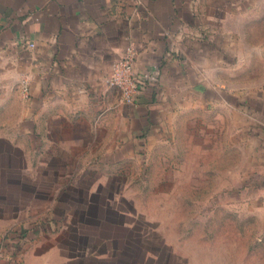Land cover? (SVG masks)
<instances>
[{
	"label": "crops",
	"instance_id": "1",
	"mask_svg": "<svg viewBox=\"0 0 264 264\" xmlns=\"http://www.w3.org/2000/svg\"><path fill=\"white\" fill-rule=\"evenodd\" d=\"M224 7V0H0V264H67L65 194H80L93 174L92 182L108 183L113 168L175 143L194 107L220 102L224 119V85L208 80L212 71L223 75L232 54L218 34ZM128 45L140 81L132 105L107 84Z\"/></svg>",
	"mask_w": 264,
	"mask_h": 264
},
{
	"label": "rangeland",
	"instance_id": "2",
	"mask_svg": "<svg viewBox=\"0 0 264 264\" xmlns=\"http://www.w3.org/2000/svg\"><path fill=\"white\" fill-rule=\"evenodd\" d=\"M224 3V119L202 103L175 143L65 194L67 264H264V0Z\"/></svg>",
	"mask_w": 264,
	"mask_h": 264
},
{
	"label": "built area",
	"instance_id": "3",
	"mask_svg": "<svg viewBox=\"0 0 264 264\" xmlns=\"http://www.w3.org/2000/svg\"><path fill=\"white\" fill-rule=\"evenodd\" d=\"M136 51L132 45L125 47L122 55L112 66L107 84L118 90L120 103L132 105L140 89V81L135 71ZM23 91L27 89L23 86Z\"/></svg>",
	"mask_w": 264,
	"mask_h": 264
}]
</instances>
